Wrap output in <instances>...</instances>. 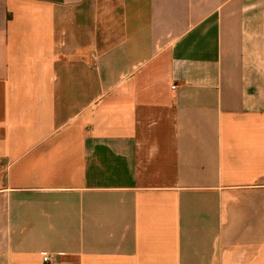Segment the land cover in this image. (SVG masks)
<instances>
[{
	"label": "crops",
	"instance_id": "0c3cea01",
	"mask_svg": "<svg viewBox=\"0 0 264 264\" xmlns=\"http://www.w3.org/2000/svg\"><path fill=\"white\" fill-rule=\"evenodd\" d=\"M264 264V0H0V264Z\"/></svg>",
	"mask_w": 264,
	"mask_h": 264
},
{
	"label": "built area",
	"instance_id": "2783aa9c",
	"mask_svg": "<svg viewBox=\"0 0 264 264\" xmlns=\"http://www.w3.org/2000/svg\"><path fill=\"white\" fill-rule=\"evenodd\" d=\"M42 264H56V259L53 254L45 253L42 256Z\"/></svg>",
	"mask_w": 264,
	"mask_h": 264
}]
</instances>
